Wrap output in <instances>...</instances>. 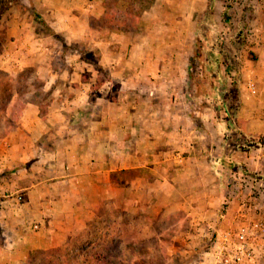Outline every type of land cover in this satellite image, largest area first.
<instances>
[{
	"label": "rangeland",
	"instance_id": "374dc122",
	"mask_svg": "<svg viewBox=\"0 0 264 264\" xmlns=\"http://www.w3.org/2000/svg\"><path fill=\"white\" fill-rule=\"evenodd\" d=\"M16 2L0 20V159L27 101L35 98L42 115L54 113L53 106L73 113L70 100L85 88L89 97L81 113H98L96 96L118 94L121 73L160 77L156 88H163L164 111L176 106L177 113H197L200 123L206 122L189 141L181 138L194 146L182 156L196 158L198 169L188 175L185 210H176L173 197L160 200L159 207L134 192L129 206L106 199L83 229L54 247L29 249L26 258L45 256L38 250L61 251L68 255L65 264H78L72 261L76 248L88 251L91 241L101 252L111 241V264H264L248 255L255 232L264 240V0H154L149 10L134 13L126 12L134 5L126 0ZM135 15L134 22L127 19ZM47 80L52 86L45 93ZM231 89L238 92L237 109L229 104ZM239 113H247L244 120ZM236 132L247 137L242 148L231 145ZM47 136L54 142L52 133L42 140L48 142ZM144 173L116 176L134 179ZM237 196L247 210L225 219ZM6 200L0 196V210ZM255 223L259 228L251 230ZM220 227L229 233L228 242L217 239ZM243 228L248 239L241 248L237 235ZM5 238L0 226V264H16L18 255L5 249Z\"/></svg>",
	"mask_w": 264,
	"mask_h": 264
},
{
	"label": "crops",
	"instance_id": "0c3cea01",
	"mask_svg": "<svg viewBox=\"0 0 264 264\" xmlns=\"http://www.w3.org/2000/svg\"><path fill=\"white\" fill-rule=\"evenodd\" d=\"M120 78L118 94L104 91L96 96L98 113H81L83 99L89 97L85 88L77 90L70 100L73 113L53 106L54 113L42 115L35 98L21 109L17 127L5 138V153L0 159V196L8 199L2 202L0 226L5 231V249L18 255L16 264L26 258L29 249L54 247L72 231L83 229L106 199H119L129 206L134 192L141 200L149 199L151 207H159L160 200L173 197V206L179 205L176 210H185V188L198 169L196 158L182 156V151H192L194 146L181 138L189 141L206 122L201 124L197 113H177L176 106L168 105L169 110L164 111L163 88H156L160 77L151 79L134 72L125 78L121 73ZM51 86L45 81L43 91ZM246 114L239 116L244 120ZM223 115L229 124L227 114ZM51 133L54 142L49 136L48 142L42 140ZM141 169H145L144 175L134 179L116 176ZM235 198L229 202L225 219L241 217L248 208L243 202L239 204L238 196ZM193 213H197L196 208ZM257 233L249 240L253 249L248 255L259 262L264 260V240H259L263 237ZM228 235L220 227L217 239L227 241Z\"/></svg>",
	"mask_w": 264,
	"mask_h": 264
},
{
	"label": "trees",
	"instance_id": "16d2710c",
	"mask_svg": "<svg viewBox=\"0 0 264 264\" xmlns=\"http://www.w3.org/2000/svg\"><path fill=\"white\" fill-rule=\"evenodd\" d=\"M17 0H0V20L1 17L4 15V13L12 6L17 4ZM30 2V0H28ZM127 2H134V5H131L130 7L127 6L126 12L128 11L134 13L135 8L137 9L136 12H142L147 11L151 7L154 0H126ZM136 3V4H135ZM144 4V5H143ZM137 5V6H136ZM210 6H208V9ZM226 9H229V6L226 7ZM34 13V11H32ZM225 19L227 20L228 17H226V13L224 14ZM138 16H131V18L127 19H133V22L135 19H138ZM136 23V22H135ZM241 33V32H240ZM227 69V67H226ZM231 96L229 104L233 106L235 109H237V106L240 103V99L238 97V92L235 89H231ZM230 94L228 93L227 96ZM234 114V113H233ZM233 138V142L231 145L235 146L238 145L239 147H243L246 142V135L243 132H236ZM111 242V241H110ZM110 242L103 243L102 251H98L99 249H95V243L93 242H87L86 247L89 249L88 251H85V248L83 246L76 248V251L74 252V255L72 257V261L74 263L78 264H111V253L109 251L110 248ZM101 249V246L99 247ZM120 253V248L118 249ZM37 251V250H36ZM45 253V256L42 257H34L33 255H28L26 258V261L24 264H27V261L29 259V262H35L38 264H65V260L67 259L66 254L61 253V251H57L58 253L50 254L49 252H46L47 250H38ZM109 251V252H108ZM39 253V252H38ZM58 254V255H57ZM51 255V256H50ZM83 260V261H82Z\"/></svg>",
	"mask_w": 264,
	"mask_h": 264
},
{
	"label": "built area",
	"instance_id": "2783aa9c",
	"mask_svg": "<svg viewBox=\"0 0 264 264\" xmlns=\"http://www.w3.org/2000/svg\"><path fill=\"white\" fill-rule=\"evenodd\" d=\"M259 226L260 225H258L257 223H255L254 225H253V228L251 229V230H253V229H257V228H259ZM259 230H261V229H259ZM247 233H248V231H247V229L246 228H243V229H241V231L238 233V235H237V242H239V245H240V247L242 248V245L245 243V242H247ZM235 258L237 259V260H240V258H238V257H236L235 256Z\"/></svg>",
	"mask_w": 264,
	"mask_h": 264
}]
</instances>
